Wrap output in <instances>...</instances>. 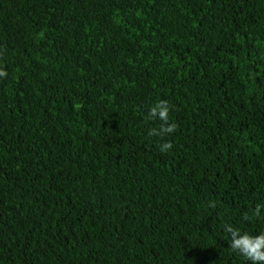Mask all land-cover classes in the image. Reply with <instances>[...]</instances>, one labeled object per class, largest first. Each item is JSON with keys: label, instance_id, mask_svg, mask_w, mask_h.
Instances as JSON below:
<instances>
[{"label": "trees", "instance_id": "trees-1", "mask_svg": "<svg viewBox=\"0 0 264 264\" xmlns=\"http://www.w3.org/2000/svg\"><path fill=\"white\" fill-rule=\"evenodd\" d=\"M0 71V264H250L264 0H0Z\"/></svg>", "mask_w": 264, "mask_h": 264}, {"label": "clouds", "instance_id": "clouds-1", "mask_svg": "<svg viewBox=\"0 0 264 264\" xmlns=\"http://www.w3.org/2000/svg\"><path fill=\"white\" fill-rule=\"evenodd\" d=\"M6 73L0 71V77ZM169 105L167 101L161 100L150 107L148 116L151 119H159L162 123L159 128L150 130V135L163 138L172 134L176 125L169 122ZM172 148L170 142H164L160 146V151L165 152ZM264 209V204H257L253 210V215L259 217L261 210ZM224 231L229 235V247L240 255L245 257L250 264H264V231L258 234L242 232L239 228L232 225H227Z\"/></svg>", "mask_w": 264, "mask_h": 264}]
</instances>
